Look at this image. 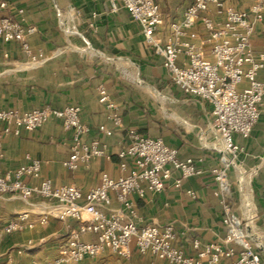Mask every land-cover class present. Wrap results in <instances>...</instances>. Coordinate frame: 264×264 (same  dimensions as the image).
Masks as SVG:
<instances>
[{
    "label": "crops",
    "instance_id": "crops-1",
    "mask_svg": "<svg viewBox=\"0 0 264 264\" xmlns=\"http://www.w3.org/2000/svg\"><path fill=\"white\" fill-rule=\"evenodd\" d=\"M223 1L243 9L253 2ZM10 2L24 8L26 21L37 26L29 42L35 51L42 49L47 58L33 65L18 42L0 41V107L27 111L78 104L82 107L83 121L90 126L88 138L99 137L107 144L111 157H96L70 170L63 161L71 153V132L64 129L62 119L52 116L41 128L22 130L20 135H5L4 122L0 120V171L18 168L30 155L42 160L43 165L40 178L28 177L27 182L37 185L41 179L49 178L55 186L75 184L87 191L100 183L103 171L114 178L126 174L119 166L117 152L130 143L128 128L138 131L146 128L141 133L162 136L167 144L179 150L181 158L203 156L207 168L217 162L222 146L211 129L210 104L186 94L178 86L173 91L174 83L161 57L145 43L140 25L127 10L112 13L110 0ZM156 2L169 22L182 18L189 1ZM211 12L221 17L214 5ZM197 29L202 31L201 24ZM252 43L256 51H264V20L257 23ZM100 84L106 85L124 117L125 128L117 129L112 136L97 131L99 124L112 127L99 102ZM155 90L168 94L169 102L163 111L153 102ZM236 140L244 146V151L230 170L233 203L264 264V108L250 137L236 136ZM173 180H168L160 192L147 190L142 197L132 194L138 223H172L178 235L177 243L187 251L191 250L194 238L222 240L226 227L210 173L188 178L182 188H176ZM187 189L195 190L198 198L189 196ZM111 196L112 207L120 209L116 195L111 193ZM51 203L39 196L27 200L18 194L0 193V230L8 219L20 212H31L37 218ZM67 233L64 222L51 219L46 225L37 224L32 229L4 234L0 236V257L5 255V264H26L27 261L32 264L34 260L51 259L58 254ZM30 239L35 245H28ZM83 239L96 240L97 234H84ZM20 248L23 249L21 254L17 252ZM132 251L128 259L107 251L97 258L70 264H173L152 254H140L134 242ZM8 252L13 257L10 262ZM228 262L227 258L223 260V263Z\"/></svg>",
    "mask_w": 264,
    "mask_h": 264
},
{
    "label": "built area",
    "instance_id": "built-area-1",
    "mask_svg": "<svg viewBox=\"0 0 264 264\" xmlns=\"http://www.w3.org/2000/svg\"><path fill=\"white\" fill-rule=\"evenodd\" d=\"M188 1L182 18L169 22L156 0H110V10H127L140 25L145 43L161 57L172 82L186 94L210 104L211 129L222 146L217 162L207 168L203 156L181 158L179 150L162 136L128 128L130 143L117 152L119 166L126 174L114 178L103 171L100 183L85 191L75 184L55 186L49 178L37 185L27 182L28 177L40 178L43 165L42 160L27 155V162L18 168L0 171V193L18 194L27 200L39 196L52 203L37 218L28 211L11 217L0 236L46 225L51 219L64 222L68 230L55 257L34 260L32 264L78 263L107 251L128 259L133 242L140 254H152L173 264H263L243 218L235 210L230 170L244 151L236 136L249 138L264 108V51H256L252 43L257 23L264 20V0H253L247 9L227 5L223 0ZM211 5L220 18L211 12ZM24 13V8L10 0H0V41L18 42L30 63L40 64L47 55L42 49L35 51L29 42V36L38 28L26 21ZM198 24L202 31L197 29ZM98 93L112 127L99 124L97 131L112 136L117 129L125 128L123 113L106 85L100 84ZM81 113L78 104L27 111L0 107V120L5 135H20L22 130L41 128L52 116L62 119L64 129L71 132V153L63 165L76 170L93 158L111 157L107 144L99 137L88 138L90 126ZM207 171L215 183L214 194L226 227L222 240L194 238L187 251L177 243L172 223H138L132 194L142 197L147 190L160 192L172 178L173 185L182 188L185 180ZM176 172L178 176L174 177ZM111 193L116 195L120 209L112 207ZM186 193L198 198L193 189ZM87 233L97 234V239H83ZM28 245H35V241L28 240ZM17 252L21 254L23 249ZM7 258L13 260L11 252ZM225 258L228 263H223Z\"/></svg>",
    "mask_w": 264,
    "mask_h": 264
},
{
    "label": "rangeland",
    "instance_id": "rangeland-1",
    "mask_svg": "<svg viewBox=\"0 0 264 264\" xmlns=\"http://www.w3.org/2000/svg\"><path fill=\"white\" fill-rule=\"evenodd\" d=\"M176 87H177V85H176V84H173L172 89H173V88L175 89ZM177 88H178V87H177ZM174 89H173V91H174ZM168 90H169V89H168ZM169 91H170V90H169ZM169 91H168V93H169ZM153 102L155 103L156 107H157L159 110L163 111L164 108L167 107V103L169 102L168 94L162 92V90H161V91H160V90H155V91H154V95H153ZM35 249H36V248H35ZM6 256H7V254H6ZM28 256H29V255H28ZM28 258H31V257H28ZM6 261H7V260L5 259V255H1V257H0V264H5ZM26 264H29V261H27Z\"/></svg>",
    "mask_w": 264,
    "mask_h": 264
},
{
    "label": "trees",
    "instance_id": "trees-1",
    "mask_svg": "<svg viewBox=\"0 0 264 264\" xmlns=\"http://www.w3.org/2000/svg\"><path fill=\"white\" fill-rule=\"evenodd\" d=\"M145 129H146V128H139V131L144 133V132H145V131H144ZM148 135H150V134H148ZM259 252H260V251H259Z\"/></svg>",
    "mask_w": 264,
    "mask_h": 264
}]
</instances>
